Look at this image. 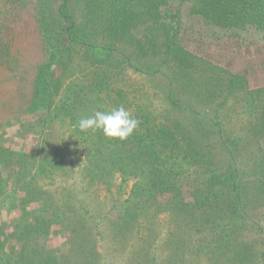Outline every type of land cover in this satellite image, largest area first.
<instances>
[{
  "label": "trees",
  "instance_id": "1",
  "mask_svg": "<svg viewBox=\"0 0 264 264\" xmlns=\"http://www.w3.org/2000/svg\"><path fill=\"white\" fill-rule=\"evenodd\" d=\"M0 86V140L24 142L0 264H107L105 242L110 264H183L185 229L188 254L264 264V0H0ZM119 106L139 120L126 141L79 129ZM84 165L81 192L54 178Z\"/></svg>",
  "mask_w": 264,
  "mask_h": 264
},
{
  "label": "rangeland",
  "instance_id": "2",
  "mask_svg": "<svg viewBox=\"0 0 264 264\" xmlns=\"http://www.w3.org/2000/svg\"><path fill=\"white\" fill-rule=\"evenodd\" d=\"M3 89H4V86H0V126H2L4 122V118L1 113V107H2L1 93L3 92ZM54 132L56 134V130ZM20 133L22 132L20 131L19 127L17 126L9 127L8 137H7L8 142L5 144L3 140H0V225L2 221L7 222V223L11 222L13 220L12 218L18 215V210L17 211L15 210L13 212L14 208L18 207L17 206L18 201H20V197H19L20 194L18 192V188L16 189L14 186L12 187L10 183L9 184L5 183L6 180H4V178L5 179L7 178V172H6L7 165L12 164L11 161L13 158L9 154L8 151L11 149V151L15 153L17 151H20L19 148L24 147V142L23 141L20 142L19 141L20 138L17 139ZM60 134H61V130L58 132V135ZM2 136H3L2 133H0V138ZM86 166L87 165H84L82 167L77 166L78 168L76 167L77 170H75V174L72 175V178L69 176L70 174L66 175L62 173H58L54 178L58 182L64 181L65 185L70 186L71 188H77L78 191L81 192L82 189L85 187V185L89 184V182L91 181L90 180L91 178L89 177L90 178L89 179L86 174L87 172H89L90 168L87 169ZM115 175L116 177L113 181H111V184L113 185L112 188H115L114 190L118 192L119 185H121V182L123 183L122 181L123 177L120 173H116ZM48 181L49 179H42L40 181V185L42 186ZM127 182H128L127 184L128 187L125 190H123V193L120 195L121 201H124L126 198H128L133 185L136 183V179L127 178ZM124 191L126 192L124 193ZM35 196H37V200H39L38 202L41 203L42 200H40V198L42 196H40L39 194L37 195L35 194ZM118 197L119 196H115V194L111 193L106 198V200L104 201V203L105 202L106 203L105 205L103 204L102 209L99 213L101 214V217L108 215L111 221H115L117 219L118 212L121 206L120 202L117 201ZM44 203L49 204V201L46 200ZM11 207H14V208H11ZM161 220H164V218H162ZM257 222L260 223L262 228L264 229V216L263 215H260L257 218ZM9 227L10 229H8L7 233L12 232L11 226ZM191 233L192 231H188L187 229H185L175 237V241L173 245V252L175 254L176 253L178 254L179 261L183 262V264H216L215 259L222 260L220 258H217V255H215L216 252H213V250H209V249H207L206 251H202L201 254L199 253L197 255H195L194 253L188 254L187 253L188 247H189L188 241L190 239ZM55 235L56 234H54V236ZM162 235L164 236L165 233ZM1 242H2V239L0 238V244ZM5 242L7 243V239H5ZM185 245H187L188 247H185ZM101 246H100V250L104 254L107 264H110V252H109L110 249H108L110 247L109 242H105ZM121 254L122 253H120V255ZM120 255L119 253H113L111 256L112 258L111 264H123L120 262L122 259ZM164 255H167V252L166 253L164 252Z\"/></svg>",
  "mask_w": 264,
  "mask_h": 264
},
{
  "label": "clouds",
  "instance_id": "3",
  "mask_svg": "<svg viewBox=\"0 0 264 264\" xmlns=\"http://www.w3.org/2000/svg\"><path fill=\"white\" fill-rule=\"evenodd\" d=\"M78 127L82 132L100 131L109 140L124 142L138 129L139 120L125 107L119 106L82 117Z\"/></svg>",
  "mask_w": 264,
  "mask_h": 264
}]
</instances>
